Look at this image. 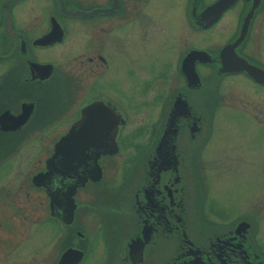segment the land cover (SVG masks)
<instances>
[{
	"label": "flooded vegetation",
	"instance_id": "flooded-vegetation-1",
	"mask_svg": "<svg viewBox=\"0 0 264 264\" xmlns=\"http://www.w3.org/2000/svg\"><path fill=\"white\" fill-rule=\"evenodd\" d=\"M227 109L264 134V0H0V264H264L209 200Z\"/></svg>",
	"mask_w": 264,
	"mask_h": 264
},
{
	"label": "rangeland",
	"instance_id": "rangeland-1",
	"mask_svg": "<svg viewBox=\"0 0 264 264\" xmlns=\"http://www.w3.org/2000/svg\"><path fill=\"white\" fill-rule=\"evenodd\" d=\"M171 8L174 7L172 3ZM168 22L166 31H170ZM169 48L164 44L160 45L158 52L162 55L168 54ZM144 59L147 57L143 56ZM149 117V122H150ZM250 119L244 114H238L230 109L217 115L215 118L216 131L212 137L208 156L216 154V149L221 144L224 149L217 150V156L232 158L236 155L232 146L247 156L255 159L251 164H236L232 172L225 173L222 177H214L210 174L208 178L210 199L216 206L221 207L226 216L234 219L242 213H249L261 225V232L264 233V134L246 126ZM241 124V125H239ZM232 154V156H228ZM210 167H214L210 164ZM214 205H208V214L212 215ZM38 241L35 240L34 243Z\"/></svg>",
	"mask_w": 264,
	"mask_h": 264
},
{
	"label": "water",
	"instance_id": "water-1",
	"mask_svg": "<svg viewBox=\"0 0 264 264\" xmlns=\"http://www.w3.org/2000/svg\"><path fill=\"white\" fill-rule=\"evenodd\" d=\"M75 131L74 129L70 130L69 133L67 134V136H65V138L62 140L61 144L59 145L58 148H60V146L62 145H68L70 142H71V138L73 137V135H75ZM57 153H58V150H57ZM56 158V155L54 154V157L51 159V166H50V171H49V174L50 175V178H51V181L53 179V161L55 160ZM87 181V173L84 172V173H78L77 177H76V183L78 185H84ZM50 190L48 191L50 197H51V212L53 214L54 217H57V215L54 213L55 212V192H54V184H51L49 187H48ZM76 190V187L73 188V191H72V194L75 192Z\"/></svg>",
	"mask_w": 264,
	"mask_h": 264
},
{
	"label": "bare ground",
	"instance_id": "bare-ground-1",
	"mask_svg": "<svg viewBox=\"0 0 264 264\" xmlns=\"http://www.w3.org/2000/svg\"><path fill=\"white\" fill-rule=\"evenodd\" d=\"M94 149H95V147H94ZM104 149V148H103ZM98 150V149H97ZM100 151V150H99ZM76 164V163H75ZM68 166H70V165H68ZM61 167V166H60ZM62 169V168H61ZM76 170V169H75ZM58 171V170H57ZM77 171V170H76ZM88 173V172H87ZM75 174V173H74ZM56 176V175H55ZM54 177V176H53ZM68 181V180H67ZM55 182H57V181H55ZM72 182V181H71ZM63 183H64V181H63ZM55 184V183H54ZM63 186V185H62ZM59 188V187H58ZM60 188H62V187H60ZM66 189V188H65ZM72 203V202H71ZM65 205V204H64Z\"/></svg>",
	"mask_w": 264,
	"mask_h": 264
}]
</instances>
